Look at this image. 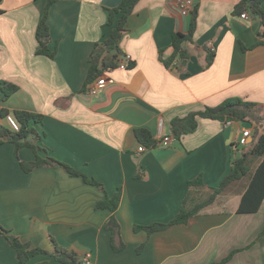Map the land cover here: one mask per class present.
Here are the masks:
<instances>
[{
  "label": "crops",
  "instance_id": "crops-1",
  "mask_svg": "<svg viewBox=\"0 0 264 264\" xmlns=\"http://www.w3.org/2000/svg\"><path fill=\"white\" fill-rule=\"evenodd\" d=\"M120 1L56 0L48 15V47L55 50L49 58L36 53L35 39L46 0H0V87L17 86L7 99L0 90V110L40 115V123L32 124L43 149L38 157L63 163L103 187L56 165L25 173L20 162L34 161L33 152L4 142L0 226L31 248L52 251V239L91 264H212L231 252L224 264H264V202L256 213L237 214L240 195L229 209L191 217L186 224L150 235L134 231L173 219L188 181L201 176L206 188L216 187L230 172L242 130H250L252 141L254 123L197 118L196 130L175 140L171 121L228 98L264 106L261 22L247 12L246 19L232 14L240 0H193V43L183 44L189 58L166 67L172 35L187 32L191 14L182 16L177 0H139L119 42L132 67L104 71L108 83L91 95L83 88L88 57L94 44L109 36L107 9ZM258 41L263 44L251 49ZM206 50L214 53L210 65ZM0 126L7 128L4 117ZM138 128L148 131L152 147L138 142ZM163 137L172 141L164 145ZM140 145L145 150L138 153ZM118 189L113 213L96 208ZM111 216L119 226L115 245L124 244L118 252L105 228ZM43 262L61 264L44 254L27 264ZM0 264H18L1 233Z\"/></svg>",
  "mask_w": 264,
  "mask_h": 264
},
{
  "label": "trees",
  "instance_id": "trees-1",
  "mask_svg": "<svg viewBox=\"0 0 264 264\" xmlns=\"http://www.w3.org/2000/svg\"><path fill=\"white\" fill-rule=\"evenodd\" d=\"M56 0H46V4L37 24L35 31V39L38 44L37 54L54 58L55 50L49 49L50 34L48 27V15L51 6ZM139 0H121L120 3L111 9H107V24L112 27L109 36L103 41L94 44V47L88 57V71L84 81L83 88L86 89L89 84L98 79L106 70L117 67L123 53L119 48V42L126 32V22L132 14ZM264 0H240L233 8V15H241L247 12L251 17L259 19L263 27L260 33L264 37V10L262 2ZM196 8L194 5L191 12V20L186 33H174L171 39L172 54L169 58L163 60L168 67L175 59L179 61L188 60L189 54L183 48L185 43H193V35L196 29ZM1 12V11H0ZM263 44L258 41L254 48ZM246 50L245 48H242ZM214 53L206 50V63L210 65L213 61ZM132 67V62H128V68ZM4 94V98H9L17 90L15 85H4L0 87ZM8 111L0 110V118L5 117ZM13 116L20 125L19 132H11L8 128L0 126V144L10 142L16 145V148L27 147L34 156L32 162H20L21 169L28 173L34 168L44 166H60L71 177H82L85 183L96 186L103 191L101 184L93 179L82 176L76 170L69 166L59 163L51 158L40 159L37 155L43 149L38 145L40 140L32 124H38L41 116L27 111H13ZM197 118H206L226 122H249L254 123L252 132V141L244 148H238L233 145V155L231 160L230 172L222 178L216 187L206 188L202 182L201 176L188 181V193L181 203L179 212L167 223H153L146 226H135L134 231L144 230L148 235L167 230L172 225L186 224L191 217L202 214L220 212L225 207L224 203L230 201L232 196L240 195V200L236 208L237 214H253L258 212L264 202V133L261 132V126L264 125V106L241 100L239 98H228L216 107H205L201 111L192 112L184 118H175L171 121V133L175 140H179L183 135L193 133L197 128ZM134 135L138 142L146 147H152L154 141L147 130L138 128L134 130ZM252 166L253 169H252ZM247 178L246 184L242 181ZM235 187V191L229 195H225L227 191ZM207 190L205 193L203 190ZM206 195L202 197V195ZM227 196V197H225ZM120 200V189L113 196L105 197L103 201L96 204L98 209H107L113 213ZM227 201V202H226ZM106 230L111 233V248L114 252L124 249V244L115 245V240L119 238V226L115 219L111 216L105 224ZM0 233L5 237L10 247L15 252V258L18 264H27V262L37 254L49 255L61 264H82L79 257L72 251L59 247L54 240L53 250L46 251L41 248H31L27 243L21 242L16 237H9V232L0 226ZM264 233V230L262 231ZM140 246L137 249L139 252ZM234 252H231L225 259L218 263L227 262ZM39 264H45L39 263Z\"/></svg>",
  "mask_w": 264,
  "mask_h": 264
},
{
  "label": "built area",
  "instance_id": "built-area-1",
  "mask_svg": "<svg viewBox=\"0 0 264 264\" xmlns=\"http://www.w3.org/2000/svg\"><path fill=\"white\" fill-rule=\"evenodd\" d=\"M177 7L182 16H188L192 12V9L194 7V2L193 0H177ZM239 17L242 19H246L247 18L246 12L242 13ZM130 61H131L130 56L124 54L122 55L121 60L119 61L116 68L126 69L128 68V62ZM107 83H108V80L104 76L99 77L98 79H96L95 81H93L91 84L88 85V93L91 95L95 94L99 89L103 88ZM4 120L7 124V128L11 132H19L20 125L18 124V122L16 121V119L14 118L12 114H7L4 117ZM250 135H251V132L249 129L242 130L241 135L239 136L236 142L237 147L240 149L246 147V145L248 144L247 139L250 137ZM171 141H172L171 137H163L161 139V142L164 145H167ZM144 150H145V147L142 145H140L137 148L138 153H141ZM79 259L82 264H91L90 259L87 256L79 257Z\"/></svg>",
  "mask_w": 264,
  "mask_h": 264
},
{
  "label": "rangeland",
  "instance_id": "rangeland-1",
  "mask_svg": "<svg viewBox=\"0 0 264 264\" xmlns=\"http://www.w3.org/2000/svg\"><path fill=\"white\" fill-rule=\"evenodd\" d=\"M253 167L254 166H252V169H253ZM247 181V178H245L243 181H242V183H245ZM235 191V187L234 188H232V189H230L229 191H227V193H225V195L227 194V195H229V194H231L232 192H234ZM206 195H202V197H205ZM230 196V195H229ZM225 197H227V196H225ZM231 198H235V196H232ZM227 202V201H226ZM236 202V201H235ZM225 205H223L222 207H225V208H227V209H229L232 205H234V201H232V199L230 200V201H228L227 203H224Z\"/></svg>",
  "mask_w": 264,
  "mask_h": 264
}]
</instances>
